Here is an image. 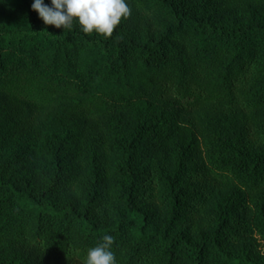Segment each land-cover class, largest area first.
Wrapping results in <instances>:
<instances>
[{"label":"trees","instance_id":"16d2710c","mask_svg":"<svg viewBox=\"0 0 264 264\" xmlns=\"http://www.w3.org/2000/svg\"><path fill=\"white\" fill-rule=\"evenodd\" d=\"M249 1L264 11V0ZM32 3L0 0V137L6 126L20 133L29 116L46 110L82 131L106 133L114 117L133 110L173 114L165 126L162 117L132 131L114 167L98 137L89 155L64 154L40 179L28 157L0 156V241L84 264L87 250L111 234L117 264H264L232 252L249 225L247 204L227 201L210 211L214 187L207 183L264 192V17L232 19L235 8L223 0L214 8L134 0L160 22L141 33L127 17L106 37L82 32L75 21L66 29L46 25ZM177 117L206 119L204 156L177 139L184 128ZM195 141L191 135L197 150ZM0 264L32 262L15 254Z\"/></svg>","mask_w":264,"mask_h":264},{"label":"rangeland","instance_id":"374dc122","mask_svg":"<svg viewBox=\"0 0 264 264\" xmlns=\"http://www.w3.org/2000/svg\"><path fill=\"white\" fill-rule=\"evenodd\" d=\"M203 0H188L193 4L191 6H203L211 4L214 8L218 0H209L206 4H202ZM220 1V0H219ZM230 1L235 8L234 13L231 14V18L241 22H250L253 19L263 20L264 11L260 10L254 4L248 0H223ZM131 12L128 16V22L135 25L139 32L144 33L149 27L159 23L158 17L146 16L135 9L134 0H128ZM202 4V5H201ZM156 20V21H155ZM131 25V26H132ZM172 110L157 109V110H133L129 114L120 115L114 117L109 125L108 132L100 131L97 127L91 132L88 130L82 131L81 128L76 126V123L68 120L61 113L55 110H46L33 113L27 119L28 126H20V133L14 134L4 127L2 129V136L0 137V156L7 158L9 156L21 159L28 157L27 164L33 168L36 173L35 178L40 179L39 174L43 169L53 167L55 162L60 158L64 159V154H69L72 151L75 153L78 150L85 149L86 154L89 155L87 147L93 144L95 137L103 139L106 142L107 151H109L108 160L114 167L116 164L120 165L123 161V147L126 142V138H129L132 131L136 130L144 122L151 124L157 118L163 120L160 125H164L165 119L169 114H173ZM16 118V116H14ZM178 122L182 124L183 130L177 139L187 147V152H194L197 157L204 156V148L202 146L201 132H204L206 119L200 117L197 121L194 118H179ZM4 120V119H3ZM0 118V124L3 121ZM21 120V119H20ZM14 122L15 119L13 120ZM20 124L23 122L17 121ZM255 123V121H252ZM197 125V128L195 127ZM83 128V127H82ZM188 128V129H186ZM24 129V130H23ZM96 130L97 134L93 131ZM165 130V129H163ZM191 135L196 139L195 144L199 143V148H196L190 144ZM189 146V147H188ZM171 151V157L174 159L179 156L172 146H169ZM63 156V157H62ZM90 155V164L95 165L92 162ZM22 163H18L21 166ZM207 183L214 187L212 194L211 210L213 211L215 205L221 204L224 206L227 201L229 203L244 202L247 204L248 226L242 229L239 236L235 241L231 243L232 252L239 254L240 252H247L251 254L255 259L264 261V192L251 195L244 190H241L237 185L230 184L224 180L209 179ZM213 208V209H212ZM149 209V208H148ZM165 212L162 207H158L156 210V222L161 224L165 220ZM206 215L204 213L198 217V221L203 225L206 221ZM207 228V225L205 226ZM15 254H22L30 259L32 264H75L71 260L63 257L50 256L43 251L36 250L35 248L28 246H20L13 243L10 239H4L0 241V258L13 257Z\"/></svg>","mask_w":264,"mask_h":264},{"label":"clouds","instance_id":"9594fccd","mask_svg":"<svg viewBox=\"0 0 264 264\" xmlns=\"http://www.w3.org/2000/svg\"><path fill=\"white\" fill-rule=\"evenodd\" d=\"M31 8L46 25L66 29L75 21L82 32L106 37H111L131 12L128 0H50V4L33 0ZM114 241L113 235H103L99 243L87 250L84 264H117L112 250Z\"/></svg>","mask_w":264,"mask_h":264}]
</instances>
